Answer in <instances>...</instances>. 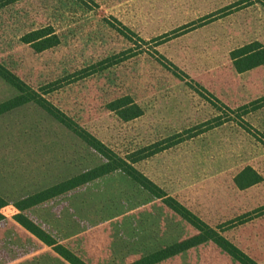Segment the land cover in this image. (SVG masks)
Instances as JSON below:
<instances>
[{
  "label": "rangeland",
  "instance_id": "obj_1",
  "mask_svg": "<svg viewBox=\"0 0 264 264\" xmlns=\"http://www.w3.org/2000/svg\"><path fill=\"white\" fill-rule=\"evenodd\" d=\"M254 42L264 46V0H0V65L264 264V65L238 73L230 56ZM17 95L0 78V103ZM121 98L141 115L122 120L110 107ZM104 163L35 102L0 115V264H68L13 220V204ZM247 168L260 180L240 189ZM23 215L87 264L196 233L120 170ZM159 264L239 263L207 242Z\"/></svg>",
  "mask_w": 264,
  "mask_h": 264
},
{
  "label": "trees",
  "instance_id": "obj_2",
  "mask_svg": "<svg viewBox=\"0 0 264 264\" xmlns=\"http://www.w3.org/2000/svg\"><path fill=\"white\" fill-rule=\"evenodd\" d=\"M40 37H43V35L33 36V38H27V42L34 41L36 39H39ZM51 41L52 38L39 42L37 44L39 50L43 51L56 45L50 44ZM230 56L236 71L238 73H243L253 68L264 65V46L258 42H254L232 51ZM0 78L18 92L17 96L0 103V115L22 105H25L29 102H35L47 114H49L64 127L71 130L84 143H86L89 147L99 153L105 160L104 164L96 168L67 179L40 192L34 193L13 204V208L17 212L12 217L13 220L43 244L50 247L52 251L66 263L87 264L66 247L58 244L36 224L27 219L23 215V212L57 196H60L66 192L76 189L84 184H87L93 180L120 170L129 178L142 186L149 193L160 199L167 208H169L172 212H174L196 231V233L190 237L175 241L161 249L141 255L137 259L126 264H159L207 242H212L221 251H223L239 264H256L248 255H246L235 245L230 243L225 237H223L221 231L210 227L179 202L164 194L161 189H159L155 184H153L146 177L140 174L132 165L119 158L95 137H93L85 130L81 129L72 121V119L67 117L63 112L54 107L47 100L39 96L37 92L32 90L23 81H21L1 65ZM110 107L113 111H118L119 117L124 121L135 119L142 113L141 109L136 104L131 102L128 98L118 99L112 102ZM221 123L219 121V124H217L216 126L221 125ZM245 177L249 180L243 183ZM259 180L260 177L258 176V174H256L251 168H247L236 177L235 183L238 188L245 189L258 183ZM7 206V202L0 197V210ZM1 220L2 215L0 213V221Z\"/></svg>",
  "mask_w": 264,
  "mask_h": 264
}]
</instances>
